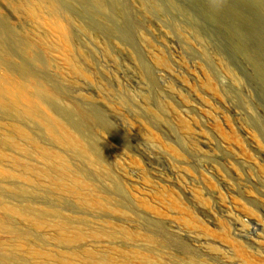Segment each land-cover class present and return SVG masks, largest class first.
I'll return each instance as SVG.
<instances>
[{
  "label": "rangeland",
  "instance_id": "obj_1",
  "mask_svg": "<svg viewBox=\"0 0 264 264\" xmlns=\"http://www.w3.org/2000/svg\"><path fill=\"white\" fill-rule=\"evenodd\" d=\"M102 2L0 0V264H264V0Z\"/></svg>",
  "mask_w": 264,
  "mask_h": 264
},
{
  "label": "bare ground",
  "instance_id": "obj_2",
  "mask_svg": "<svg viewBox=\"0 0 264 264\" xmlns=\"http://www.w3.org/2000/svg\"><path fill=\"white\" fill-rule=\"evenodd\" d=\"M91 1H93L94 3H96L98 6H100V7H103V2H102V0H91ZM99 7V8H100ZM100 9H102V8H100ZM1 26L2 27H5L4 26V24H1ZM10 36L14 39L15 37V35H13L12 33H10ZM45 98H50L52 101H53V103H55L56 105L57 104H59L58 103V101L57 100H55V99H52L50 96H48L47 94H44L43 95ZM49 100V99H48ZM47 100V101H48ZM52 103V104H53ZM59 108H60V106H59ZM61 109V111L63 112V113H65V114H67V115H69L70 117H73V119H75V116H77V118L75 119L76 120V122H78V124L80 125V124H82L85 120L82 118V117H80L76 112H74V111H72V112H67L66 110H64V109H62V108H60ZM73 122V121H72ZM75 122V123H76ZM78 125V126H79ZM81 126V125H80ZM6 260V259H5Z\"/></svg>",
  "mask_w": 264,
  "mask_h": 264
}]
</instances>
